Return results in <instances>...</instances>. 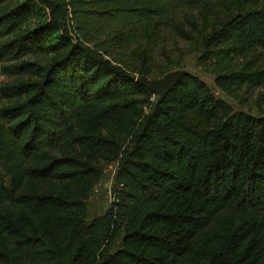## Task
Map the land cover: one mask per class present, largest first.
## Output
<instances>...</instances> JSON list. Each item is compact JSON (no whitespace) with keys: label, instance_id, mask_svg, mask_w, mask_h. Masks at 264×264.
<instances>
[{"label":"trees","instance_id":"1","mask_svg":"<svg viewBox=\"0 0 264 264\" xmlns=\"http://www.w3.org/2000/svg\"><path fill=\"white\" fill-rule=\"evenodd\" d=\"M212 1L0 0V264H264V119L190 73L160 100L109 53L115 25ZM237 1L255 9L205 38L202 66L264 49V0ZM250 67L228 66L217 87L263 86ZM107 152L115 203L87 223L81 186Z\"/></svg>","mask_w":264,"mask_h":264},{"label":"rangeland","instance_id":"2","mask_svg":"<svg viewBox=\"0 0 264 264\" xmlns=\"http://www.w3.org/2000/svg\"><path fill=\"white\" fill-rule=\"evenodd\" d=\"M254 9L252 4L237 0H214L197 8L179 7L171 3L167 10L161 12H166L165 14L154 16L143 24L131 28L115 25L110 34H107L114 37L109 53L112 58L121 59L131 69L137 70L134 78L142 76L139 73L141 70L147 71L152 80L162 79L175 72L193 74L210 88L216 99L229 105L234 113L264 119V84L260 87L246 85L229 95L222 92L215 82L217 76L228 66L232 69L248 66L250 69L251 64L256 69L264 70V49L247 57L232 53L227 58L226 53L220 56L221 52H216L206 67L200 63L205 38L237 14ZM30 79L36 78L26 76L24 80ZM10 81L11 78L5 76L0 69V87ZM10 102L0 96V108ZM111 129L117 144L123 150H129L133 145V135L123 127ZM63 150L70 153L76 149L70 144H64L56 149V153L62 154ZM95 163L98 168L96 177L81 186V212L87 223L112 209L118 189L115 177L119 162L112 161L111 154L107 152L105 157L98 158ZM75 187L73 185L71 189ZM117 246H120V242Z\"/></svg>","mask_w":264,"mask_h":264},{"label":"water","instance_id":"3","mask_svg":"<svg viewBox=\"0 0 264 264\" xmlns=\"http://www.w3.org/2000/svg\"><path fill=\"white\" fill-rule=\"evenodd\" d=\"M184 73L175 72L165 76L162 79L150 80L147 77L141 76L138 82L146 87L150 93L157 95L160 100L164 99L181 81Z\"/></svg>","mask_w":264,"mask_h":264}]
</instances>
